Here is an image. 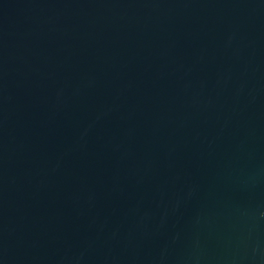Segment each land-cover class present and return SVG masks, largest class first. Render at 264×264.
I'll list each match as a JSON object with an SVG mask.
<instances>
[{
	"label": "water",
	"instance_id": "obj_1",
	"mask_svg": "<svg viewBox=\"0 0 264 264\" xmlns=\"http://www.w3.org/2000/svg\"><path fill=\"white\" fill-rule=\"evenodd\" d=\"M0 264H264V0H0Z\"/></svg>",
	"mask_w": 264,
	"mask_h": 264
}]
</instances>
